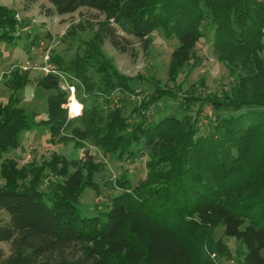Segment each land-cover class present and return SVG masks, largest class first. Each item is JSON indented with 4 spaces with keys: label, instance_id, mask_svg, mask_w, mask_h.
Wrapping results in <instances>:
<instances>
[{
    "label": "trees",
    "instance_id": "16d2710c",
    "mask_svg": "<svg viewBox=\"0 0 264 264\" xmlns=\"http://www.w3.org/2000/svg\"><path fill=\"white\" fill-rule=\"evenodd\" d=\"M48 1V15L86 8L105 19L83 21L65 34L74 41L77 31H91L82 54L51 58L72 77L83 106L79 116L71 118L63 107L68 93L58 77L37 79L50 92L45 118L20 107L18 93L30 84V73L16 69L7 79L10 96L0 104V212L7 217L0 220V264H220L231 255L222 239L215 240L220 227L244 246V264H264V0ZM16 15L0 5V43L21 38ZM204 29L213 31L214 56L234 77L217 94L126 76L103 52L107 42L128 51L130 41L119 31L148 45L161 30L179 42L169 69L176 83L195 58ZM136 83H150L154 91L125 116V98L114 103L112 96H138ZM168 101L175 111H167ZM206 108L212 117L204 130ZM35 127L120 160L146 155L147 177L134 188L124 177L117 180L123 191L110 207L86 215L80 198L87 188L98 191L95 175L104 171L93 155L71 160L53 154L22 167L4 157Z\"/></svg>",
    "mask_w": 264,
    "mask_h": 264
},
{
    "label": "rangeland",
    "instance_id": "374dc122",
    "mask_svg": "<svg viewBox=\"0 0 264 264\" xmlns=\"http://www.w3.org/2000/svg\"><path fill=\"white\" fill-rule=\"evenodd\" d=\"M0 5H7L16 14H19L20 19L26 25H30V31L23 32L21 38H15L12 43L2 42L0 45L3 47L0 49V59L4 56V61L0 64V104H6L10 96V90L7 87L8 77L14 70L20 69L26 60H31L33 64L40 65L43 61V55L48 53L51 58L57 55L65 58L66 61L73 59L76 54H82L86 48L82 41H89L91 31H77L74 41L65 38V34L74 27L73 25H79L83 21L87 25V21L97 23L105 19L98 11L86 8L71 15H48L52 8L48 0H36L32 4L27 0H0ZM119 33L129 39L128 51H119L113 48L110 42H107L103 47V52L112 60L117 70L126 76L136 77L141 74L149 79H156L162 85H167L170 88L182 84L184 91L194 90L205 95L228 90L234 80L228 68L214 56L212 30L204 29L205 36L196 46L195 58L190 60L188 67L179 74L176 83L171 81L169 75L172 54L179 46L175 37L167 38L161 30H158L152 34L151 42L146 45L133 36L120 31ZM27 34L29 37L26 36ZM35 38L36 41L33 43ZM26 72L30 73L31 82L18 93L21 100L20 107L28 113H36L39 118H45L50 92L37 85V79L41 75L40 71L30 70ZM137 88L138 96H124L119 92H115L112 96L114 103H118L120 98H125V116H129L133 107L154 91V86L150 83H138ZM74 100L80 104L77 103L78 107L75 110H80V113L72 114L70 112V104L74 101L69 94L68 101L63 106L68 109L72 118L79 116L83 110V106L77 97V91ZM168 103L167 111H175L174 103L172 101H168ZM163 107L164 103L161 104L162 110ZM162 113L164 112L162 111ZM189 114L193 115V113ZM183 115L182 113L179 114L180 117ZM207 117H212V112L208 108H206L201 120V126L204 130L207 125ZM157 118L158 115H156ZM136 150L137 148L134 149V151ZM86 153L93 155L96 162L104 164V171L95 175L98 191L87 188L80 198V210L86 215L106 211L110 207L112 199L123 191L118 186L117 180L124 177L134 188L147 177L148 157L146 155L144 157L137 155L135 160H120L117 155L105 156L102 151L90 143L81 148L75 141H60L58 137L52 138L46 128L35 127L31 131L23 133L20 148L9 151L4 157L17 159L19 166L22 167L34 161L42 163L51 159L53 154L64 155L71 160H81ZM3 183L4 180L0 176V185ZM47 184L48 182L45 180L42 186L43 191L47 190ZM1 219H7L2 212H0ZM223 230L224 228L220 227L215 231V240L222 239L228 246L231 255L222 256L220 264H244V246L234 238L225 237ZM1 246L8 254V244Z\"/></svg>",
    "mask_w": 264,
    "mask_h": 264
},
{
    "label": "built area",
    "instance_id": "2783aa9c",
    "mask_svg": "<svg viewBox=\"0 0 264 264\" xmlns=\"http://www.w3.org/2000/svg\"><path fill=\"white\" fill-rule=\"evenodd\" d=\"M16 19L18 20V22H20V24L23 22L20 19L19 14L16 15ZM20 24L17 27V35L18 36L20 34H22L23 32L30 31V25L22 27ZM19 70L22 72H26V71H30V70H38V71H40L41 75H43V76L53 75V76L58 77L60 79V87L62 88V90L67 92L70 95V98H72L74 102H77L74 100L75 94H76V86L73 83L71 75H69L67 72L61 70L55 63H53L51 61V57H50L49 53L43 55V61L40 65H35V64H33V62L31 60H26L25 63L23 65H21ZM74 102H72V104ZM77 103L79 104V102H77ZM72 104H70V112L72 114H75L78 112L80 113V110L79 111H73ZM70 112H69V116L72 118Z\"/></svg>",
    "mask_w": 264,
    "mask_h": 264
},
{
    "label": "crops",
    "instance_id": "0c3cea01",
    "mask_svg": "<svg viewBox=\"0 0 264 264\" xmlns=\"http://www.w3.org/2000/svg\"><path fill=\"white\" fill-rule=\"evenodd\" d=\"M3 6H6L7 7V5H3ZM0 45H1V43H0ZM0 49H3V47L0 46ZM3 55H5V54H3ZM3 61H4V56L2 57V59H0V64H2ZM8 90H9V88H8Z\"/></svg>",
    "mask_w": 264,
    "mask_h": 264
},
{
    "label": "bare ground",
    "instance_id": "6f19581e",
    "mask_svg": "<svg viewBox=\"0 0 264 264\" xmlns=\"http://www.w3.org/2000/svg\"><path fill=\"white\" fill-rule=\"evenodd\" d=\"M77 102H74L73 104H72V109H73V111H75L76 109H77Z\"/></svg>",
    "mask_w": 264,
    "mask_h": 264
}]
</instances>
